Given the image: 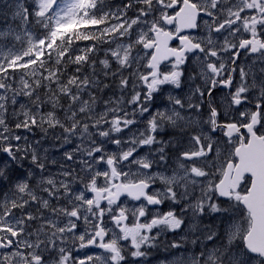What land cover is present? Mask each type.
I'll list each match as a JSON object with an SVG mask.
<instances>
[{
    "label": "snow or ice",
    "instance_id": "1",
    "mask_svg": "<svg viewBox=\"0 0 264 264\" xmlns=\"http://www.w3.org/2000/svg\"><path fill=\"white\" fill-rule=\"evenodd\" d=\"M0 264H264V0H0Z\"/></svg>",
    "mask_w": 264,
    "mask_h": 264
},
{
    "label": "flooded vegetation",
    "instance_id": "2",
    "mask_svg": "<svg viewBox=\"0 0 264 264\" xmlns=\"http://www.w3.org/2000/svg\"><path fill=\"white\" fill-rule=\"evenodd\" d=\"M241 62H243V61H241ZM218 95H219V94H218ZM164 210H167L166 207H165ZM172 238H173V237H171V236L168 237V239H172Z\"/></svg>",
    "mask_w": 264,
    "mask_h": 264
}]
</instances>
